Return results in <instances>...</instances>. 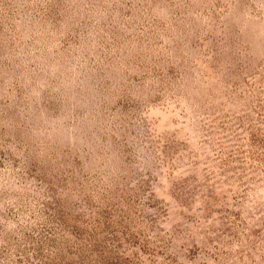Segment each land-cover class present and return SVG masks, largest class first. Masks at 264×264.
Wrapping results in <instances>:
<instances>
[{"label": "rangeland", "instance_id": "obj_1", "mask_svg": "<svg viewBox=\"0 0 264 264\" xmlns=\"http://www.w3.org/2000/svg\"><path fill=\"white\" fill-rule=\"evenodd\" d=\"M0 264H264V0H0Z\"/></svg>", "mask_w": 264, "mask_h": 264}]
</instances>
